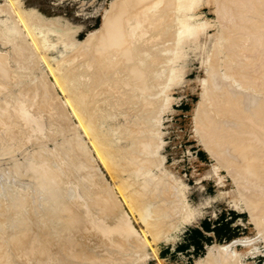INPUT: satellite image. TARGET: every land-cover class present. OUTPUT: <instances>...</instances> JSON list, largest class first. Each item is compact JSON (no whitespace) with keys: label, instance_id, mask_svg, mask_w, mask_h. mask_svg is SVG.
Masks as SVG:
<instances>
[{"label":"rangeland","instance_id":"374dc122","mask_svg":"<svg viewBox=\"0 0 264 264\" xmlns=\"http://www.w3.org/2000/svg\"><path fill=\"white\" fill-rule=\"evenodd\" d=\"M219 1L202 0L201 4L192 11L194 18L191 19L194 24L199 21L209 22L206 31L208 34L216 35V39L214 38L212 40L213 43L211 42L214 49L211 54L214 57L215 55L219 57L217 66L221 65V67L219 69L216 66L218 68L216 70L219 71H216L211 66L213 65L211 62L214 61L212 55H210L209 63L207 62L204 66L202 60L196 57L193 52L188 53L187 60L183 59L185 60L184 62L181 58H177L178 62H175L176 60L169 54V58L165 59V54L167 56L169 51L167 50L161 56L163 60H157V65L163 63L166 66H162L167 68L170 66L171 69V67L177 68L176 64L178 66L185 64V69L180 66L182 71H177L174 74L175 81L168 79L169 82L171 80L174 82L168 84L166 78H172L169 76L170 69L168 68L165 71L168 75L164 72L158 82L154 83L156 88L148 84V81L144 82L143 79L133 78L134 73H130L131 70L127 72L129 70L128 66L131 69V65L125 57H121L125 55L120 51L117 52L115 50L113 52L114 50L103 46H97V50L94 49L95 52L100 51V53H95L92 49L94 43L97 40L99 41L103 33H105L104 31H107V27H112L109 20L113 16V12L120 9L122 5L124 6L125 0H0V6L8 2L7 5L10 4L11 7L14 5L15 10L21 9L19 11L22 13L23 11L25 14L30 13L29 16L32 18L36 16L31 14L38 15L39 18L43 17L41 21L43 25L40 21L39 25L46 27H38L40 33L37 31L35 39L38 41L40 39V41L39 43L38 41L36 42L34 49H37V53L34 52V55L28 52V46H23L24 49L20 47V53L13 54L14 47L11 48L13 46L12 43L4 44L7 39L4 36H0V57L1 55L4 57V59L3 57L0 58V62L5 61L2 64L0 63V71L2 72L0 74V100H2V103L0 101V105H4L0 106V264H213L212 262H215L219 257L220 260H218L224 261L226 264H264V183H262L263 185L260 183L264 182V172L258 171L255 180L253 178L255 175L252 172L256 173V171L249 168L252 172L250 173L248 169L246 171H249L253 176L251 177L247 172L248 174L246 173L245 177H243L244 175L242 176L241 174L244 173L240 174L238 170L243 172L246 161L244 159L243 161L241 160L242 157L239 156L238 152V154L235 152L237 150L231 147V149H224L226 152H218V149L215 151L214 145L208 141V137L206 135L205 137L197 127L201 110L205 109L204 107L209 109L208 103L209 105L211 104V100L210 102L208 100L209 96L207 98L209 87L216 92V90H221L219 85H227L222 88L223 92L227 88H233L236 97L239 98L242 95L243 98H247L245 103L248 102L250 104L251 102V105L247 104V108L246 104H244L246 107L245 111L252 118L254 117L253 108H255L256 102L260 101L257 99L263 96L264 82L262 83V81L264 80V74L262 72L264 68L259 61L263 64L264 60L262 61L263 56L260 55L259 51L261 49V52H263L264 45L262 43L263 47L261 46L262 48H260L258 42L257 48L253 46L254 40L257 39L256 35L260 37L261 33L259 35L258 33L255 34L249 28H245L247 30H239L238 28L237 36L236 31L238 30L236 29L234 32L237 42L241 41L245 45H242L244 48L241 51L239 50V52L243 55L247 54L245 56L246 60L250 59L252 61L255 57L251 58L255 56L254 53L257 51L254 50V53L252 51V54H244L246 47L249 46L259 50L257 51L259 56L256 55L257 58L253 60V64L259 63L258 68L261 66L263 69L254 70L249 76L247 74V78L246 75L245 77L241 76L246 79V82L248 80L247 83L249 85L245 84V81V85L243 82L240 83L243 86L233 82L239 76L234 77L237 74L233 75L235 71L227 67L226 61H223L225 65L223 63V65L220 64L223 58L227 60V54H225L227 51V34H229L227 30L229 26L227 28V24L231 23L234 18L240 21L238 20L239 18L245 20L247 17L244 15L241 17L233 15L234 18H231V22H228V18L226 19L223 12L219 10L223 8L220 7V3L225 6L222 3L223 0ZM228 1L225 0V3H228ZM231 1H229V4L226 3L228 5L226 7H230V3L236 2V0ZM7 5L6 7H8ZM4 9L6 8L4 7ZM173 9L175 8L173 7ZM233 9V12H230L235 14L241 12L239 11L240 8ZM173 13L168 12V16L164 17L163 21L170 22L176 14L175 12ZM44 20L52 23V25L50 24L51 29L54 28L53 32L55 33H47L48 25L44 23ZM236 20H234V23L237 22ZM107 22L110 24L107 25ZM240 22L243 23L242 20ZM54 25L59 27L55 28ZM56 29L58 30L57 32ZM117 29L118 27L116 32L118 31ZM224 29L226 30L224 31ZM121 32L119 31V33ZM249 32H252L255 36ZM219 33L222 35L220 36ZM245 33H249L251 39ZM217 34L224 40V42L221 40V46H219L220 39ZM238 36H241L240 38L243 36V38L238 41L240 39ZM244 39L245 41H242ZM167 43L169 44V41ZM239 45L238 47H242L241 44ZM90 47L91 49H89ZM25 48L28 52H25V55L29 58L26 59V56H24V60ZM34 49L33 51H35ZM109 50H112V52ZM121 51L123 50L121 49ZM89 52H94L96 55L93 53L91 59L92 53ZM21 53L22 55H20ZM240 54L237 56L236 62H247L243 60L244 57ZM102 56L106 57L104 58L106 60L102 61L101 68L106 67L105 62L110 60L114 66L115 63L117 67L120 65L121 70L114 72L117 69L116 66L115 69H107L110 74L109 79L101 80L95 75L96 79L100 80L99 82L94 77V80H90L82 86L80 85V88H74L70 76L72 77L74 74L84 71L91 63L93 64L94 60L102 58ZM14 57L16 59L21 57L26 66L21 63V60H16ZM107 57L109 58L108 61ZM170 57H172L176 67ZM258 57L261 60L256 62V59H259ZM32 58L34 60H31ZM164 59H170L173 65L169 64L170 61L166 63ZM178 59L181 60L179 61ZM19 64L21 65L19 66ZM1 65L4 67L2 68ZM227 68L229 69L228 72ZM215 71L221 74L219 75L220 78ZM230 71H232L233 77H231ZM97 73H100L98 76H101L105 72L101 74V72L97 71L95 74ZM107 73L105 74L106 76H108ZM224 73H227V78L226 76L224 77ZM122 74L126 77L123 78ZM130 74L132 75L130 76ZM164 76L166 77L164 78ZM211 76H214L213 81H211ZM129 77L132 79L126 82ZM54 78H57L58 82ZM209 78L210 83L208 85L205 82ZM252 79L255 80L256 86ZM123 80L126 81L123 82ZM202 80L204 81L202 82ZM214 80L218 82L216 85H213ZM241 80L238 81L241 82ZM120 81H122L121 84L119 83ZM258 81L262 84L259 85ZM249 82H251V86ZM126 83H131V85H136V87L140 84V87L133 89L135 86H128ZM160 83L168 85L162 86ZM257 85L259 86L257 87ZM216 86H219L220 89H217ZM131 87H133V90L130 89ZM160 87L161 89H159ZM162 88H164L163 92L161 91ZM155 89H159V91ZM128 90L133 93L128 92ZM151 90L156 96L151 93ZM140 91L143 92L141 93ZM156 91L160 92V95ZM126 92H128L129 96ZM140 97L141 99H138ZM205 101L208 103L206 104ZM109 102L112 105L107 104ZM5 104L7 105L6 107ZM66 104L72 105L70 107V105ZM105 104L108 108L107 112L103 111V108L106 110ZM203 104L207 106H203ZM13 109L16 110V113ZM58 111L61 113H58ZM63 114L66 116L62 117ZM232 123L234 126L230 125L232 126L230 127L228 123V128L235 129L234 131L237 132L239 123ZM251 133L247 132V137L253 135ZM202 134L205 138L202 137ZM256 135L258 136V134ZM251 137V141L250 138L249 141H247L248 139L245 140L246 143H251L256 138L254 135ZM257 138L253 142L256 148L258 145L255 142L258 140L259 142L257 141L256 143H261L260 137ZM250 143L249 147L250 145L252 146V143ZM255 146H253V150L256 149ZM249 150H252V147ZM258 152L263 154L264 150L261 149ZM220 153H224L223 156H226L223 157ZM219 156L221 160L218 158ZM223 158H228L227 161L232 165L229 167L224 162L222 163ZM235 168L239 169L236 170ZM51 171L57 174L59 181L64 182V194L62 193L59 196V202L63 203L64 208L58 209V211H55V208L53 209V203L46 201L44 198L50 194L40 192V186H38L40 177H43L44 173L50 174ZM147 173L148 175H146ZM250 185L251 187L248 189ZM258 185H261L263 189L261 187L259 189ZM66 187L67 189H65ZM103 191L105 192L103 193ZM220 192L223 195H220ZM85 193H89V200L83 198ZM105 193L108 195L105 196ZM159 193H162V197ZM102 194H104V197ZM96 196L99 197L97 198L99 200H95L98 203L94 201ZM100 196H102L103 200ZM137 197L138 200L135 199ZM108 198L110 199L109 201ZM113 199H115L114 202ZM106 202L107 205L109 203V206H105ZM67 206L69 210H66L68 209L66 208ZM158 206H162V208L166 206V208L162 209ZM92 208L95 209L93 210ZM157 208L160 211L159 214ZM155 210L157 213L154 212ZM189 210L195 211V214L187 218ZM104 211L106 213L109 211V218H106V213L102 214ZM115 211L116 214L114 213ZM168 213L171 214V217L168 216ZM127 214H131V216L133 214L132 217L129 216L131 219L127 217ZM181 214H184V216ZM92 216L99 220L104 219L103 221H109L108 219L114 218L112 216H116L122 219L121 222H123L121 217L124 216V219L127 217L124 220L125 223L123 222L125 226L123 223L122 226L127 229L128 233H135L127 235L128 237L126 236V238L123 237L125 241L122 240V237L119 241L114 238H108L100 234L101 232L83 227V223H87ZM163 216L164 218H161ZM133 218L135 222L132 220ZM127 220L128 223H126ZM130 222L131 224L133 223L131 232H129V228H131ZM23 231L29 233L27 234L29 238L23 239V234H26ZM27 235H24V237H28ZM221 262L218 263L220 264Z\"/></svg>","mask_w":264,"mask_h":264},{"label":"bare ground","instance_id":"6f19581e","mask_svg":"<svg viewBox=\"0 0 264 264\" xmlns=\"http://www.w3.org/2000/svg\"><path fill=\"white\" fill-rule=\"evenodd\" d=\"M212 1V0H211ZM221 1V0H220ZM219 1V2H220ZM224 1V2H223ZM222 1V3L225 5V6H222L221 5V3H220V7H223V8H221V9H219V10H221V12H223V14L226 16L225 18L227 19L228 18V22H231V18L233 19L234 17H233V15L235 16V15H237V16H239V17H241L242 15H244L245 17H247L245 20L244 19H241V18H239L238 20H242L243 21V23H241L240 21H237L235 18H234V20H236L237 22L236 23H234L235 21L233 20L232 22H233V24L231 25V23H228V24H230V25H228L227 24V28H228V26H229V28L227 29L228 30V33L229 34H227L228 35V40H227V51L225 52V54H227L226 56H227V60H225L224 58V60L222 59V62L220 63V64H222L223 63V61H226L227 62V67L229 68V69H231L232 68V70L233 71H235L234 72V74L233 75H235V73L237 74V75H235L234 77H236V76H239V77H236V78H238L237 80L236 79H234V81L233 82H235L236 84H239V85H241V86H243L242 84H240V83H242L243 82V84H244V81H245V84H248L247 82H248V80H247V82H246V79H244V78H242L243 76L245 77V75H246V78H247V74H248V76H249V74H251V72H254V70L256 71L257 69H259L260 70V68H261V66L258 68V66L260 65L259 63H261V65L263 66V68H264V63L262 64V62L261 61H259V65L257 64V66H256V64L254 65L253 63H254V59L255 58H257L256 57V55H257V51H259L258 49H255V48H257V46L258 45H260L259 47L260 48H262L263 46H262V43H263V45H264V42H263V40H264V37H263V35H264V0H236V2H233V1H235V0H232L231 2H233V3H230V7H226V6H228L227 4H229V1L228 0H226V1H228V3L226 4L225 3V0H223ZM12 2H14V1H12ZM201 2H202V0H125V3H124V6L122 5H120L121 6V8L120 9H117L115 12H113V16L111 17V19L109 20L110 21V23H111V25H112V27L110 28V27H107L108 29H106L107 31H104L105 33H103V35H102V37L99 39V41L97 40V42H95L94 43V45H93V43H92V45H93V47H92V49L94 50H97V46H103V47H106L107 49L109 48V49H112V50H114L113 52H115V50L117 51V52H121L122 54H124L125 56H121L122 58L123 57H125L126 58V60L128 61V63L131 65V69H130V66H128L129 68V70H127V72L128 71H130V73L131 72H133L134 73V77L133 78H140L141 80L143 79V81L144 82H147L148 81V84H150V85H153L154 87H156L155 86V84L158 82V80H159V78H161L163 75H164V72L169 68L170 69V66L167 68V67H164V66H166L165 64H163V63H161V65H160V63L157 65V60L158 59H162L163 60V58L161 57L162 55H164V51H165V53H166V51L167 50H169L170 51V53H169V51H168V53H167V56H166V54H165V59H167V57L169 58V56H168V54L169 55H171L172 57H173V59H175L176 61L175 62H178L177 61V58H181L182 59V61L184 62L185 60H187L186 58H187V55H188V53L189 52H193L194 53V55L196 56V57H199L201 60H202V62L204 63V66L206 65V63L209 61V59H210V55H212L213 57H214V55L213 54H211V53H213L212 51L214 50L213 49V47H212V43H213V39L216 37V35L215 34H208L207 33V31H206V29H207V27H208V23H207V21H199V22H196V24H194V22H192L191 21V19L192 18H194V14L192 13V11H194L196 8H197V6L199 5V4H201ZM6 4L5 5H1L0 6V36H4L6 39H7V41L5 40V38H3L5 41H4V44L5 43H12V47L11 48H13L14 47V50H13V54H19L20 52H19V48L21 47L22 49H24V47L25 46H28V47H26V48H28L27 50H28V52H31L30 54L31 55H34V52H36V50L34 49L35 48V46H36V42L38 41L37 39H35L36 37H35V35H36V33H38L39 32V30H38V27L39 26H41V25H39V21L41 22L43 19V17L42 18H39V16L38 15H35V14H31V15H33V16H36V17H38V19H36V17L35 18H32L31 16H29L30 15V13H28V11H27V13L28 14H25L24 13V11H23V13L21 12V11H19V10H21V9H18V10H15V6L13 5L12 7H11V5L9 6V5H7L8 4V2H5ZM11 3V2H10ZM236 3V4H235ZM12 4V3H11ZM6 5L9 7H6ZM16 5V4H15ZM20 5V4H19ZM218 5V4H217ZM234 5V6H233ZM18 6V5H17ZM119 6V5H118ZM233 6V7H232ZM4 7L6 8V9H4ZM12 9H11V8ZM173 7L176 9V11H175V9H173ZM232 7V8H231ZM19 8V7H18ZM171 8H172V10H171ZM233 8H235V9H237V8H240L239 9V11H241V12H239L238 14L236 13H232L233 12ZM231 9V10H230ZM233 9V10H232ZM170 10V11H169ZM33 11H35V10H33ZM224 11H226V12H224ZM230 11H232V12H230ZM168 12H171V13H173V12H175L176 14H175V16H173V19L170 21V22H167V21H163V18L164 17H167L168 16ZM229 12V13H228ZM235 12V11H234ZM236 12H238L237 10H236ZM244 12H246L245 14H244ZM37 13V12H36ZM108 14V13H107ZM174 14V13H173ZM240 14V15H239ZM3 15V16H2ZM39 15H40V13H39ZM221 15H222V13H221ZM223 15V16H224ZM221 17V16H220ZM245 17H243V18H245ZM32 18V19H31ZM106 18V17H105ZM108 18V17H107ZM224 17H223V19H225ZM45 19V18H44ZM49 20V19H48ZM230 20V21H229ZM51 21V20H50ZM53 21V20H52ZM107 21V20H106ZM227 21H225V22H227ZM44 23L46 24L47 23V25H48V30H47V33H51V32H53V30H54V28L53 29H51V25H52V23H50V22H48V21H46L45 22V20H44ZM108 23V22H107ZM110 23H108L107 25H109ZM41 24H42V22H41ZM44 24V25H45ZM51 24V25H50ZM43 25V24H42ZM46 25V26H47ZM56 25H58V24H56ZM106 25V26H107ZM213 25V24H212ZM226 25V24H225ZM55 26V25H54ZM42 28L43 27H45V26H41ZM53 27V26H52ZM59 26H55V28H58ZM61 27V26H60ZM118 27V31L116 32V28ZM224 27H226V26H224ZM46 28V27H45ZM238 28H239V30H241V29H244V30H247V29H245V28H249V29H251L252 30V32H254L255 34L256 33H258V35L260 34V37H257V35H256V40H254V44H253V46L255 47V48H253V47H246V49H244L246 52H243L244 54H246V53H250V54H252V51H253V53H254V50L256 51L254 54H255V56H251L252 58L251 59H253L254 57V59L251 61L250 59V61L249 60H246L245 59V56L247 55H243L241 52H239V50L241 51V50H243L242 48H244L242 45H244V44H242V42L240 43H238L237 42V38H235L236 36H237V32H239V30H238ZM40 29V28H39ZM62 29V28H61ZM238 30V31H236V36L234 37V32H235V30ZM42 30V29H41ZM40 30V31H41ZM226 29H224V31H225ZM38 31V32H37ZM58 30L56 29V32H57ZM63 31V30H62ZM119 31L122 33H119ZM42 32V31H41ZM103 32V31H102ZM220 32V31H219ZM241 32V31H240ZM252 32H249V33H251V34H253ZM40 33V32H39ZM53 33H55V32H53ZM97 33V32H96ZM233 33V34H232ZM249 33H247L248 35H249ZM98 34V33H97ZM220 34V33H219ZM246 34V33H245ZM246 34V35H247ZM222 34H220V36H221ZM239 35H242V34H239ZM37 36V35H36ZM217 36H218V34H217ZM220 36H218L219 37V44L221 43V40H223V38H221ZM225 36H226V34H225ZM253 36H255L254 34H253ZM234 37V38H233ZM239 37V36H238ZM241 37V36H240ZM239 37V38H240ZM247 37V36H246ZM249 38L251 37L250 35L248 36ZM89 38V37H88ZM242 38H243V36H242ZM242 38H240V39H238V41L239 40H241ZM1 39V38H0ZM3 39H2V41H3ZM216 39V38H215ZM251 39V38H250ZM96 40V39H95ZM1 41V42H2ZM39 41H40V39H39ZM39 41H38V43H39ZM87 41V40H86ZM92 41V40H91ZM90 41V42H91ZM94 41V40H93ZM169 41V44L167 43ZM170 41H171V43H170ZM242 41H245V39L244 40H242ZM257 41V42H256ZM45 42V41H44ZM48 42V41H47ZM46 42V43H47ZM77 42V41H76ZM212 42V43H211ZM223 42H224V40H223ZM223 42H222V44H223ZM248 42V41H247ZM259 42V44L257 45V43ZM260 42H261V44H260ZM37 43V44H38ZM41 43V42H40ZM244 43H246V42H244ZM43 44V43H42ZM239 44H241V46L242 47H238V46H240ZM247 44V43H246ZM251 44V43H250ZM45 45V44H44ZM74 45V44H73ZM24 46V47H23ZM54 46V45H53ZM214 46V45H213ZM215 46H217V45H215ZM219 46H221V44L219 45ZM223 46V45H222ZM245 46V45H244ZM262 46V47H261ZM49 47V46H48ZM50 47H51V45H50ZM88 47V46H87ZM26 48H25V50H26ZM105 48V50H107ZM217 48H218V46H217ZM222 48V47H221ZM253 48V49H252ZM29 49H30V51H29ZM33 49L35 50V51H33ZM41 49V48H40ZM83 49V48H82ZM84 49H85V47H84ZM89 49H91V47L89 48ZM100 49V48H99ZM98 49V50H99ZM102 49V48H101ZM121 49L123 50V51H121ZM225 49V50H226ZM12 50V49H11ZM27 50L26 51H24V50H22V51H24V54H23V57L24 56H26L25 55V52L26 53H28L27 52ZM92 50V51H93ZM95 50H94V52H95ZM112 50H109V51H111L112 52ZM263 52H261V49H260V55L261 56H263L262 58H261V56H260V58L262 59V61L264 60V47H263ZM81 51V50H80ZM103 51H104V49H103ZM223 51V50H222ZM85 52H87V51H85ZM93 52V53H94ZM100 53V51H96L95 53ZM110 52V53H111ZM217 52V51H216ZM220 52V51H219ZM258 52V53H259ZM23 53V52H22ZM22 53L20 54V55H22ZM37 53V52H36ZM89 53H92V52H89ZM93 53H92V56H90L91 57V59H92V57H93ZM94 53V55H96ZM102 53V52H101ZM120 53V54H121ZM172 53V54H171ZM215 53V52H214ZM243 55H241V54ZM30 54H27V55H30ZM218 54V53H217ZM241 55L242 57H244V59L243 58H241V59H243V60H246L247 62H244V61H237L236 62V60H237V56L238 55ZM7 55V54H6ZM5 55V56H6ZM89 55V54H88ZM91 55V54H90ZM104 56H105V54H103ZM19 56V55H18ZM36 56V55H35ZM101 56V55H100ZM219 56V55H218ZM249 57H250V55H248ZM257 56H259V55H257ZM1 57H3L2 55H1ZM0 57V58H1ZM11 57V56H10ZM9 57V58H10ZM16 57V56H15ZM14 57V59H16ZM85 57V56H84ZM90 57L88 56V58L90 59ZM97 57H98V54H97ZM110 57V56H109ZM172 57H170V59H171V61L173 62V64L175 63L174 61H173V59H172ZM212 57V58H213ZM29 58V57H28ZM27 58V56H26V59H28ZM104 58H106V57H103L102 56V58H98V59H96V60H94L93 61V64L91 63L88 67H87V69H84V71H82V72H80V73H76V74H74V76H70V78H72L71 79V83L74 85V88L76 87H79L80 88V85L82 86L84 83L86 84V83H88L90 80L92 81V80H94V77H95V75H97V78L99 79H103V80H106V79H109V77H110V74H109V72H108V70L109 69H115L117 66H116V63H115V66L113 65V63H111V61L109 60V62H105V64H106V67H102L101 68V64H102V61L104 62L105 60H104ZM219 57H216V55H215V57H214V61H212L211 62V64H213V65H211V66H213V68H215V70L216 69H218L219 67H221V65L220 66H217V64L219 63V59H218ZM259 58V57H258ZM256 59V62H258V60H261V59ZM3 59H4V57H3ZM13 59V60H14ZM19 59V57L16 59V60H18ZM36 59H38V58H36ZM43 59V58H42ZM108 57H107V61H108ZM164 59V60H165ZM170 59L169 60H165L166 61V63L168 62V61H170ZM181 59H178L179 61L181 60ZM183 59H185V60H183ZM240 59V60H241ZM15 60V61H16ZM19 60H21V61H19V62H21V63H23V65L24 66H26L24 63V60H25V57H24V60H22L21 59V57H20V59ZM31 60H34V58H32ZM126 60H123V61H126ZM165 61H164V63H165ZM170 61V65L172 64V62ZM221 61V60H220ZM2 62H5V61H1L0 63L2 64ZM18 62V61H17ZM32 62V61H31ZM121 62V61H120ZM119 62V63H120ZM214 62V63H213ZM33 63V62H32ZM87 63V62H86ZM88 63H89V61H88ZM209 63V62H208ZM5 64V63H4ZM31 64V63H30ZM34 64V63H33ZM83 64V63H82ZM118 64V63H117ZM169 64H167V65H169ZM172 64V65H173ZM224 64V63H223ZM222 64V65H223ZM21 64H19V66H20ZM37 65V64H36ZM122 65V64H121ZM162 65H164V66H162ZM171 65V66H172ZM177 65V68H173V67H171V69L169 70L170 72V77H172V78H169V77H167L166 78V81H167V83L168 84H170L171 82H173V81H175L174 80V78H175V73H177V71H182V69H181V67L183 68V69H185L184 67H185V64H183L181 67L180 66H178V64H176ZM176 65L174 64V66L176 67ZM225 65V64H224ZM76 66V65H75ZM120 66V65H119ZM117 67V69H115L114 70V72H118V71H120L121 70V68L120 67ZM216 66L218 67V68H216ZM1 67L3 68L4 66H2L1 65ZM6 67H7V65H6ZM5 67V68H6ZM178 67H180V68H178ZM226 67V66H225ZM15 68H17V67H15ZM71 68V67H70ZM208 68V67H207ZM210 68H212V67H210ZM209 68V69H210ZM227 68V69H228ZM263 68H261V69H263ZM7 69V68H6ZM73 69V68H72ZM108 69V70H107ZM124 69H126V68H124ZM220 69V68H219ZM229 69L227 70V72L229 71ZM4 70V69H3ZM47 70V69H46ZM81 70H82V68H81ZM213 71H214V69H212ZM258 70V71H259ZM6 71V70H5ZM65 71V70H64ZM68 71H69V69H68ZM97 71H99V72H101V74L102 73H104V74H102L101 76H98L100 73H97V74H95ZM108 73H107V72ZM112 71V70H111ZM211 71V70H210ZM216 71H219V70H216ZM215 71V72H216ZM94 72V73H93ZM168 72V71H167ZM209 72V71H208ZM231 72V77H233L232 76V71H230ZM9 73V72H8ZM73 73V72H72ZM107 73V75L108 76H106L105 74ZM125 73V72H124ZM212 73V72H211ZM217 73V75L219 76V75H221V74H219V72H216ZM215 73V74H216ZM261 75H262V73L264 74V70H263V72L261 73V72H259ZM0 74H2V72L0 71ZM7 74V73H6ZM64 74V73H63ZM66 74V73H65ZM118 74V73H117ZM121 74V73H120ZM165 74H166V72H165ZM206 74H208V73H206ZM213 74H214V72H213ZM227 74V73H226ZM225 73H224V77L226 76V78H227V76L228 75H226ZM229 74V73H228ZM8 75V74H7ZM7 75H6V77H7ZM70 75V74H69ZM125 75H126V73H125ZM132 74H130V76H131ZM135 75H136V77H135ZM166 75H168V73L166 74ZM216 75V76H217ZM223 75V74H222ZM230 75V74H229ZM252 75H254V74H252ZM251 75V76H252ZM121 76H123V74L121 75ZM120 76V77H121ZM242 76V77H241ZM250 76V77H251ZM2 77V76H1ZM60 77V76H59ZM102 77V78H101ZM124 77H126V76H123V78ZM166 76H164V78H165ZM208 77V76H207ZM214 77V76H213ZM213 77L211 76L210 78H212V80L211 81H213ZM130 78V77H129ZM128 78V80H127V78H126V80H123V82L124 81H126V82H129V80H131L132 78H130L129 79ZM210 78H209V82L208 81H206L205 83H208V85H209V83H210ZM216 78V77H215ZM214 78V79H215ZM219 78H220V76H219ZM95 79H96V77H95ZM139 79V80H140ZM168 79L170 80V79H172L171 80V82H169L168 81ZM230 79H232V78H230ZM240 79H242L241 80V82H239L240 81ZM7 80V79H6ZM9 80H10V78H9ZM41 80V79H40ZM54 80H57V78L55 79L54 78ZM118 80V79H117ZM218 80V79H217ZM221 80V82H223L222 81V79H220ZM225 80V79H224ZM239 80V81H238ZM253 80V79H252ZM260 80V79H259ZM96 81H98L97 79H96ZM100 81V80H99ZM98 81V82H99ZM166 81L165 80H163V82L164 83H166ZM204 80H202V82H203ZM215 81V80H214ZM254 82H255V80H253ZM252 81V82H253ZM57 82H58V80H57ZM94 82V81H93ZM121 82L122 81H120L119 83L121 84ZM143 82V83H144ZM216 82V81H215ZM213 83V85H216L218 82H216V83ZM225 82V81H224ZM231 82V81H230ZM229 82V83H230ZM232 82V83H233ZM264 82V80L262 81V83ZM3 83V82H2ZM97 83V82H96ZM133 83V82H132ZM139 83H141V82H139ZM139 83H137V84H139ZM155 83V84H154ZM174 83V82H173ZM212 83V82H211ZM231 83V84H232ZM250 83V86H251V82H249ZM262 83H260L259 81H258V84L260 85V84H262ZM4 84V83H3ZM24 84V83H23ZM98 84V83H97ZM113 84V83H112ZM123 84V83H122ZM127 84V83H126ZM135 84V83H134ZM145 84H147V83H145ZM161 84V83H160ZM168 84H161L162 86L164 85V86H166V85H168ZM220 84V83H219ZM227 84V83H226ZM244 84V85H245ZM264 84V83H263ZM42 85V84H41ZM71 85V84H70ZM125 85V84H124ZM128 86L129 85H131V83L129 84H127ZM143 85V84H142ZM233 85V84H232ZM249 85V84H248ZM254 85V84H253ZM259 85H257V87L259 86ZM3 86V85H2ZM106 86V85H105ZM131 86H135V88H133V87H131L130 89H137L138 87H140V84H139V86L138 87H136V85H131ZM146 86V85H145ZM158 86H160V85H158ZM207 86V85H206ZM212 86V85H211ZM220 86V88H221V90L220 91H222L223 89V87H226V86H222V85H219ZM219 86L217 87V89L219 88ZM222 86V87H221ZM228 86H229V84H228ZM247 86V85H246ZM245 86V87H246ZM249 86V87H250ZM255 86H256V82H255ZM4 87H6V86H4ZM85 87V86H84ZM102 87V86H101ZM146 87H148V86H146ZM209 87V86H208ZM214 87V86H213ZM231 87V86H230ZM262 87V86H261ZM264 87V86H263ZM2 88V87H1ZM25 88V87H24ZM36 88V87H35ZM65 88V87H64ZM72 88H73V86H72ZM82 88V87H81ZM119 88V87H118ZM124 88V87H123ZM129 88V87H128ZM151 88V87H150ZM157 88V87H156ZM207 88V87H206ZM205 88V89H206ZM219 88V89H220ZM83 89V88H82ZM99 89V88H98ZM132 89V90H133ZM143 89V88H142ZM159 89H161V87L159 88ZM159 89L157 90V89H155V90H157V91H159ZM163 89L164 88H162V92H163ZM212 89V88H211ZM210 89V87H209V90H208V92L205 90V92H207V98H208V96H209V102H210V100H211V106L209 105V103L207 102V101H205L206 102V104L208 103V106H209V109L207 108V107H204L205 109H203V110H201L202 112H201V115H200V118L198 119V121L197 120H195V121H197L198 122V124H197V127H198V129H200L201 131H202V133L204 134V136L206 135L207 137H208V141H210V143H212L213 145H214V147L216 148L215 149V151H217V149H218V152H221V151H225L226 152V150H227V148L228 149H231V147H233V148H235L237 151H235L236 153L238 152L239 153V156H241L242 158H241V160L243 161V159L246 161V166L245 167H247V168H245L244 167V169H243V172L242 171H239L238 169L239 168H235L236 170H238V172H240V174L241 173H244V174H241L243 177H245V174L248 172L249 173V171H246L247 169L248 170H250L251 168L253 169V170H255L256 171V173L255 172H252L251 170H250V173L252 172L253 173V175H255L253 178L255 179V177L257 176L256 174L258 173V171H263L264 172V153L263 154H261V153H259L258 152V150H264V89H263V91H262V89H261V91L263 92V98L262 97H260V99H257L259 102H256V105L254 106L255 108H253V106H251L253 109H254V117L252 118V116H249L248 115V113L245 111V108L247 107V104L248 105H251V102H250V104L247 102V103H245L246 102V99L247 98H243L242 97V95H241V97L239 96V98L238 97H236L235 96V94H234V91H233V88L232 89H229V88H227V89H225L224 90V92L222 91L221 93H219L220 91L219 90H216V92L215 91H213V90H211ZM216 89V88H215ZM33 90V89H32ZM102 90H104V89H102ZM125 90V89H124ZM127 90V89H126ZM147 90H148V88H147ZM154 90V89H153ZM28 91V90H27ZM43 91H45V90H43ZM132 92L131 90H128V92ZM146 91V90H145ZM156 91V93H158ZM218 91V92H217ZM250 91V90H249ZM254 91V90H253ZM258 91V90H257ZM2 92V91H1ZM76 92V91H75ZM125 92V91H124ZM128 92H126V94H128ZM141 92V91H140ZM143 92V91H142ZM141 92V93H142ZM261 92V93H262ZM24 93V92H23ZM26 93V92H25ZM44 93V92H43ZM83 93V92H82ZM101 93V92H100ZM133 93V92H132ZM139 93V92H138ZM151 93H153L152 92V90H151ZM160 93V92H159ZM158 93V94H159ZM65 94V93H64ZM80 94H81V92H80ZM85 94V93H84ZM87 94V93H86ZM154 94V93H153ZM203 94L204 95H206V93H204L203 92ZM202 94V95H203ZM260 94V93H259ZM28 95V94H27ZM94 95V94H93ZM97 95V94H96ZM160 95V94H159ZM26 96V95H25ZM32 96V95H31ZM107 96V95H106ZM120 96V95H119ZM128 96H129V94H128ZM131 96V95H130ZM133 96H135V95H133ZM154 96H156L155 94H154ZM5 97H6V95H5ZM5 97H4V99H5ZM23 97V96H22ZM40 97V96H39ZM44 97H46V96H44ZM70 97V96H69ZM68 97V98H69ZM87 97V96H86ZM94 97V96H93ZM98 97V96H97ZM122 97V96H121ZM137 97V96H136ZM204 97H206V96H204ZM47 98V97H46ZM66 98H67V96H66ZM79 98V97H78ZM94 98H96V97H94ZM159 98V97H158ZM7 99V98H6ZM22 99V98H21ZM29 99V98H28ZM41 99V98H40ZM91 99H93V98H91ZM121 99V98H120ZM138 99H141V97L140 98H138ZM153 99H155V98H153ZM203 99V98H202ZM24 100V99H23ZM80 100H81V98H80ZM134 100V99H133ZM136 100V99H135ZM143 100V99H142ZM142 100H140V101H142ZM145 100V99H144ZM147 100H149V99H147ZM168 100V99H167ZM207 100V99H206ZM257 100H255V101H257ZM1 101V103H2V100H0ZM75 101V100H74ZM86 101V100H85ZM108 101V100H107ZM110 101V100H109ZM152 101V100H151ZM162 101V100H161ZM5 102H7V101H5ZM30 102V101H29ZM43 102V101H42ZM91 102V101H90ZM121 102H122V100H121ZM134 102V101H133ZM144 103H145V101H143ZM147 102V101H146ZM68 103V102H67ZM101 103V102H100ZM3 104H4V102H3ZM27 104H29V103H27ZM30 104H31V102H30ZM42 104V103H41ZM65 104V103H64ZM85 104V103H84ZM91 104V103H90ZM107 104H111L110 102L109 103H107ZM136 104V103H135ZM244 104H246V107L244 106ZM9 105V104H8ZM57 105V104H56ZM66 105H68V104H66ZM70 105V104H69ZM68 105V106H69ZM72 105V104H71ZM71 105H70V107H71ZM94 105V104H93ZM112 105V104H111ZM158 105H161V104H158ZM205 104H203V106H204ZM252 105H254V104H252ZM1 107L2 106H4V105H0ZM7 105L5 104V107H6ZM39 106V105H38ZM75 106V105H74ZM105 107L107 106L106 104L104 105ZM126 106V105H125ZM205 106H207V105H205ZM0 107V108H1ZM48 107V106H47ZM63 107V106H62ZM77 107V106H76ZM121 107V106H120ZM134 107V106H133ZM142 107V106H141ZM158 107V106H157ZM201 107V106H200ZM244 107V108H243ZM10 108V107H9ZM12 108V107H11ZM50 108V107H49ZM48 108V109H49ZM116 108V107H115ZM199 108V107H198ZM202 108V107H201ZM248 108V107H247ZM16 109V108H15ZM39 109V108H38ZM41 109V108H40ZM57 109V108H56ZM58 109H59V106H58ZM119 109V108H118ZM138 109H141V108H138ZM8 110V109H7ZM34 110V109H33ZM52 110V109H51ZM72 110H74V109H72ZM107 110H108V108L106 107V110H104V108H103V111H105V112H107ZM10 111V110H9ZM13 111H15V113H16V110H14L13 109ZM18 111V110H17ZM38 111V110H37ZM43 111V110H42ZM53 111V110H52ZM61 112H62V110H60ZM60 111H58V113H61ZM45 112V111H44ZM137 112H138V110H137ZM247 113V115L249 116H247L246 115V113ZM14 113V114H15ZM52 113H54V112H52ZM51 113V114H52ZM64 113V112H63ZM86 113V112H85ZM156 113V112H155ZM65 114H66V112H65ZM65 114H63L62 115V117L65 115ZM123 114V113H122ZM195 114H197V113H195ZM77 115V114H76ZM85 115V114H84ZM88 115V114H87ZM91 115V114H90ZM11 116V115H10ZM46 116V115H45ZM54 116V115H53ZM56 116V115H55ZM60 116V115H59ZM66 116V115H65ZM196 116V115H195ZM74 117V116H73ZM112 117V116H111ZM111 117H109V118H111ZM197 117V116H196ZM18 118V117H17ZM46 118H48V117H46ZM60 118V117H59ZM89 118V117H88ZM93 118V117H92ZM147 118V117H146ZM149 118V117H148ZM101 119V118H100ZM145 119V118H144ZM151 119V118H150ZM11 120V119H10ZM14 120V119H13ZM7 121V120H6ZM89 121V120H88ZM145 121V120H144ZM150 121V120H149ZM228 121H231V122H235V123H239L238 125L240 126H237V132H235L234 130H232V128H228V126H230V125H233L234 126V124L232 123L231 124V122H228ZM59 122V121H58ZM67 122V121H66ZM196 122V123H197ZM34 123V122H33ZM147 123V122H146ZM228 123H229V125H228ZM43 124V123H42ZM60 124V123H59ZM89 124V123H88ZM122 124V123H121ZM127 124V123H126ZM228 125V126H227ZM62 127V126H61ZM149 127H151V126H149ZM196 127V126H195ZM196 127V128H197ZM230 127H232V126H230ZM42 128V127H41ZM46 129V128H45ZM117 129V128H116ZM92 130V129H91ZM96 130V129H95ZM84 131V130H83ZM88 131V130H87ZM253 133V135H254V137H256L257 135L256 134H258V136L257 137H260V139L263 141V143H262V141L260 140V142L262 143H259V144H257L256 142L259 140V138H257L258 140L255 142V144L256 145H258L257 146V148H259V149H257L256 148V146L254 145V140H256V138L251 142L252 143V146L250 145V147H249V143L250 142H248V143H246V139H248L247 141H249V138L251 137V136H253V135H249L250 137H247L248 136V134H247V132L248 133H251V132ZM86 132V131H85ZM122 132V131H121ZM231 132V133H230ZM233 132V133H232ZM82 133V132H81ZM90 133V132H89ZM245 133H246V135H245ZM251 133V134H252ZM203 134H202V137H203ZM232 134V135H231ZM88 135V134H87ZM91 135V134H90ZM101 135V134H100ZM141 135V134H140ZM139 135V136H140ZM81 136H83V135H81ZM85 136V135H84ZM109 136H111V135H109ZM205 136V137H206ZM87 137V136H86ZM98 137V136H97ZM205 137H203V138H205ZM209 137H210V139H209ZM105 138V137H104ZM152 138V137H151ZM252 138V137H251ZM251 138H250V141H251ZM94 139V138H93ZM106 139V138H105ZM207 139V138H206ZM75 140V139H74ZM118 141V140H117ZM133 141V140H132ZM94 142H96V141H94ZM107 142H109V141H107ZM162 142V141H161ZM259 142V141H258ZM84 143V142H83ZM82 143V144H83ZM133 143H135V142H133ZM250 143V144H251ZM71 144V143H70ZM99 144V143H98ZM150 144V143H149ZM160 144V143H159ZM261 144V145H260ZM86 145V144H85ZM89 146V145H88ZM87 146V147H88ZM137 146V145H136ZM146 146V145H145ZM253 146H255V148L256 149H254L253 150ZM84 147V146H83ZM86 147V148H87ZM93 147V146H92ZM211 147V146H210ZM249 147V149H251V147H252V150H249V149H247ZM110 148V147H109ZM156 149V148H155ZM209 149V148H208ZM224 149H226V150H224ZM257 152H256V151ZM111 151V150H110ZM212 151V150H211ZM252 151V152H251ZM255 151V152H254ZM100 152V151H99ZM228 152H230V151H228ZM254 152V153H253ZM112 153V152H111ZM217 153V152H216ZM237 153V154H238ZM68 154V153H67ZM104 154V153H103ZM222 156H223V154L222 153H220ZM229 154V153H228ZM232 154H234V153H232ZM100 155V154H99ZM106 155V154H105ZM219 155V154H218ZM220 155V156H221ZM220 156L218 157L219 159H220ZM221 156V157H222ZM226 156V155H225ZM225 156H223V157H225ZM229 156H231V155H229ZM99 157V156H98ZM112 157V156H111ZM110 157V158H111ZM117 157V156H116ZM233 157V156H232ZM237 157V156H236ZM131 158V157H130ZM224 160L223 161H221L222 163L224 162L225 164H227V165H229V167L232 165H230L229 164V162L227 161V159L228 158H223ZM92 160V159H91ZM100 160V159H99ZM119 160V159H118ZM121 160V159H120ZM221 160V159H220ZM102 161V160H101ZM107 161V160H106ZM136 161V160H135ZM241 161V162H242ZM46 162V161H45ZM86 162V161H85ZM97 162V161H96ZM99 162V161H98ZM104 162V161H103ZM140 162V161H139ZM152 163V162H151ZM245 163V162H244ZM29 164V163H28ZM98 164V163H97ZM139 165H141V164H139ZM237 165V164H236ZM102 166V165H101ZM110 166V165H109ZM226 166V165H225ZM240 166H242V165H240ZM29 167V166H28ZM27 167V168H28ZM82 167V166H81ZM104 167V166H103ZM235 167V166H234ZM237 167H238V165H237ZM233 168V167H232ZM250 168V169H249ZM75 169V168H74ZM235 169H233L234 171H235ZM70 170V169H69ZM105 170V169H104ZM232 170V171H233ZM241 170V169H240ZM113 171V170H112ZM245 171V172H244ZM49 172V171H48ZM89 172V171H88ZM98 172V171H97ZM129 172V171H128ZM247 173V174H248ZM249 173V174H250ZM42 174V173H41ZM45 175L43 176V177H40V181L38 182V186H40V192L42 191V192H44V193H49L50 195H48V196H45L44 198L46 199V201H48V202H51V203H53L52 204V207H53V209L55 208V211H58V209H61V208H64V205H62L60 202H59V196L63 193V190H64V182H62L61 180V182L58 180V177H57V174L56 173H54L53 171H51L50 172V174H46V173H44ZM94 174V173H93ZM146 175H148V173L146 174ZM240 175V176H241ZM251 175V177L253 176L252 174H250ZM84 176V175H83ZM94 176V175H93ZM246 176H248V175H246ZM249 177V176H248ZM87 178V177H86ZM252 178V179H253ZM85 179V178H84ZM96 179V178H95ZM123 179V178H122ZM253 179V180H254ZM256 180V179H255ZM254 180V181H255ZM85 181V180H84ZM90 181V180H89ZM123 181V180H122ZM126 181V180H125ZM80 182V181H79ZM81 182H83V181H81ZM80 182V183H81ZM124 182V181H123ZM153 182H155V181H153ZM83 183H85V182H83ZM111 183V182H110ZM157 183V182H156ZM261 183V185H263L262 183H264V182H260ZM85 184H87V183H85ZM109 184V183H108ZM155 184V183H154ZM154 184H152V185H154ZM91 185V184H90ZM120 185H121V183H120ZM261 185L259 186V189H260V187H261ZM66 186V185H65ZM121 187V186H120ZM152 187V186H151ZM251 187V185L248 187V189ZM263 187H264V185H263ZM263 187H261V189H263ZM85 188V187H84ZM65 189H67V187L65 188ZM80 189V188H79ZM105 189V188H104ZM107 189H109V188H107ZM112 189V188H111ZM113 189H114V187H113ZM128 189V188H127ZM132 189V188H131ZM255 189V188H254ZM36 190V189H35ZM71 190V189H70ZM74 190V189H73ZM100 190H102V189H100ZM116 190V189H115ZM123 190V189H122ZM106 191V190H105ZM105 191H103V193L105 192ZM125 191V190H124ZM168 191H171V190H168ZM67 192V191H66ZM75 192V191H74ZM85 192H87V191H85ZM109 192V191H108ZM111 192V191H110ZM154 192V191H153ZM152 192V193H153ZM43 193V194H44ZM95 193V192H94ZM94 193H93V195H94ZM102 193V192H101ZM117 193H119V192H117ZM133 193V192H132ZM144 193V192H143ZM146 193V192H145ZM148 193H149V191H148ZM35 194V193H34ZM64 194V193H63ZM74 194V193H73ZM89 193H85L84 195H83V198L85 199V200H89L90 198H88V195ZM97 194L99 195V193L97 192ZM96 194V195H97ZM122 194V193H121ZM134 194V193H133ZM157 194V193H156ZM160 194V193H159ZM162 194V193H161ZM160 194V196L162 197V195ZM46 195V194H45ZM76 195V194H75ZM97 195V196H98ZM104 194H102V196H103ZM108 195V194H107ZM106 195V193H105V196H107ZM117 195V194H116ZM125 195V194H124ZM132 195V194H131ZM175 195V194H174ZM220 195H223V193L222 192H220ZM246 195V194H245ZM95 197V199H94V201L95 200H99V199H97V198H99V197ZM102 196H100V198L102 199ZM159 195H158V197H160ZM73 197H74V195H73ZM90 197V196H89ZM91 197H93V196H91ZM104 197V196H103ZM140 197H141V195H140ZM140 197H139V199H140ZM146 197V196H145ZM167 197V196H166ZM165 197V198H166ZM222 197V196H221ZM19 198V197H18ZM63 198V197H62ZM68 198V197H67ZM106 198V197H105ZM142 198V197H141ZM107 199V198H106ZM116 199H119V198H116ZM136 200H138V197L137 198H135ZM164 199V198H163ZM42 200H44V199H42ZM103 200V199H102ZM101 200V201H102ZM110 199L108 198V201H109ZM143 200H145V198H143ZM162 200V199H161ZM160 200V201H161ZM207 200V199H206ZM250 200V199H249ZM259 200V199H258ZM91 201H92V199H91ZM100 201V203L102 204V202ZM115 201V199H113V202ZM119 201V200H118ZM117 201V202H118ZM128 201V200H127ZM163 201H166V200H163ZM44 202V201H43ZM47 202V203H48ZM87 202H89V201H87ZM93 202V201H92ZM96 203H98L97 201H95ZM94 202V203H95ZM103 202H105V201H103ZM139 202H140V200H139ZM144 202V201H143ZM46 203V202H45ZM68 203V202H67ZM93 203V204H94ZM100 203H99V205H100ZM119 203V202H118ZM117 203V204H118ZM121 203V202H120ZM134 203H135V201H134ZM145 203V202H144ZM162 203V202H161ZM264 203V202H263ZM50 204V203H49ZM104 204V203H103ZM113 204V203H112ZM126 204V203H125ZM129 204V203H128ZM143 204V203H142ZM107 205V202L105 203V206ZM163 205H164V203H163ZM249 205V204H248ZM78 206V205H77ZM80 206V205H79ZM101 206H103V205H101ZM104 206V207H105ZM107 206H109V203H108V205ZM112 206V205H111ZM116 206V205H115ZM118 206H120L119 204H118ZM183 206V205H182ZM253 206V205H252ZM70 207V206H69ZM121 207V206H120ZM124 207V206H123ZM153 207V206H152ZM158 207H161L162 208V206H158ZM165 208H166V206H164ZM163 207V208H164ZM258 207V206H257ZM66 208H68V206L66 207ZM70 208H72V207H70ZM106 208V207H105ZM112 208V207H111ZM122 208V207H121ZM154 208V207H153ZM162 208V209H163ZM47 209V208H46ZM50 209V208H49ZM57 209V210H56ZM93 209V208H92ZM95 209V208H94ZM93 209V210H94ZM103 209V208H102ZM108 209H110V208H108ZM108 209H106V210H108ZM120 209V208H119ZM158 209V208H157ZM162 209H161V214H162ZM168 209V208H167ZM255 209V208H254ZM48 210V209H47ZM66 210H69V208L68 209H66ZM100 210V209H99ZM105 210V211H106ZM153 210V209H152ZM178 210V209H177ZM103 212L102 214H105L106 212ZM158 211V214L160 213V211H159V209L157 210ZM165 211V210H164ZM163 211V212H164ZM169 211V210H168ZM73 212V211H72ZM93 212V211H92ZM112 212V211H111ZM154 212H156V210L154 211ZM166 212V211H165ZM173 212V211H172ZM100 213H101V211H100ZM100 213H99V216H100ZM108 213H109V211H108ZM108 213H106L105 214V216L107 215V217L106 218H109L108 217ZM115 214H116V211L114 212ZM113 213V214H114ZM157 213V212H156ZM49 214V213H48ZM47 214V215H48ZM54 214V213H53ZM112 214V215H113ZM133 214H134V212H133ZM133 214H132V216H133ZM169 214V213H168ZM177 214V213H176ZM195 214V211H192V210H189L188 211V215H187V218L188 217H192V215H194ZM70 215V214H69ZM97 215V214H96ZM95 215V216H96ZM163 215H165V214H163ZM171 214H169L168 216H170ZM181 215H183L184 216V214H181ZM109 216H110V214H109ZM129 216H131V214L130 215H128L127 214V217H129ZM131 216V217H132ZM137 216V215H136ZM178 216H179V214H178ZM50 217V216H49ZM74 217V216H73ZM102 217V216H101ZM101 217H99L100 219H103V218H101ZM111 217V216H110ZM112 217H114V218H112L111 220L110 219H108L109 221H103V220H99V219H97L96 217H94V216H92L88 221H87V223H83V227L84 228H90V229H94V230H96L97 232H101L100 234H103V235H105V236H107L108 238H114L115 240H118L119 241V239L121 240V237H122V240L123 241H125L124 239H123V237L124 238H126V236L128 235H132V233H135V232H131V229L133 228L132 227V224H131V222H133L134 221V218L132 219L133 221H131L130 222V224H131V228H129L130 230H129V232H131V233H128V231H127V229H125V227H123L122 226V223L124 222L125 223V219H127V217L124 219V216L123 217H121V218H123V222H121V220L122 219H119V218H117L116 216H112ZM131 217H129L130 219H131ZM171 217V216H170ZM173 217V216H172ZM257 217V216H256ZM67 218V217H66ZM83 218V217H82ZM128 218V219H129ZM161 218H164V216L163 217H161ZM130 219H129V221H130ZM61 220V219H60ZM79 221V220H78ZM42 222V221H41ZM135 222V221H134ZM71 223V222H70ZM123 223V224H124ZM126 223H128V220L126 221ZM67 224H69L68 222H67ZM160 224H161V222H160ZM159 225V224H158ZM68 226V225H67ZM124 226H125V224H124ZM127 226H128V224H127ZM126 226V227H127ZM159 226H161V225H159ZM82 227V228H83ZM128 228V227H127ZM133 231H134V229H133ZM24 232V231H23ZM24 233H26V234H23V233H21V234H23V239L25 238V239H27V238H29V236L27 235V234H29V233H27V232H24ZM24 235H27L28 237H24ZM120 236V237H119ZM127 236V237H128ZM16 237V236H15ZM18 237V236H17ZM19 238H20V236H19ZM13 240H15V239H13ZM18 241H19V239H17ZM110 240H112V239H110ZM25 241V240H24ZM116 242V241H115ZM120 243V242H119ZM118 243V244H119ZM20 244V243H19ZM115 244V243H114ZM126 244V243H125ZM143 244V243H142ZM3 246V245H2ZM146 246V245H145ZM14 248V247H13ZM142 248V247H141ZM145 248V247H144ZM220 250V249H219ZM124 253V252H123ZM126 256V255H125ZM124 256V257H125ZM219 257V256H218ZM217 257V258H218ZM222 257V256H221ZM86 258V257H85ZM226 258V257H225ZM219 260H220V257L218 258ZM218 259H216L215 260V262H212L213 264H219L218 262H221V261H219ZM104 260H105V258H104ZM212 260V259H211ZM222 260V259H221ZM97 261V260H96ZM211 263V262H210ZM222 263H224V261L223 262H221L220 264H222ZM224 264H226V263H224ZM228 264V263H227Z\"/></svg>","mask_w":264,"mask_h":264}]
</instances>
